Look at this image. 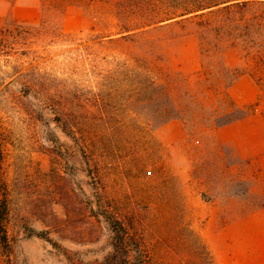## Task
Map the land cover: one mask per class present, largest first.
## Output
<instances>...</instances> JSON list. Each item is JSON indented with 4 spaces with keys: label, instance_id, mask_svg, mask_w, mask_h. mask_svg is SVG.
<instances>
[{
    "label": "rangeland",
    "instance_id": "374dc122",
    "mask_svg": "<svg viewBox=\"0 0 264 264\" xmlns=\"http://www.w3.org/2000/svg\"><path fill=\"white\" fill-rule=\"evenodd\" d=\"M148 3L0 0L56 76L0 78V264L102 262L101 198L156 264H264V18L142 28Z\"/></svg>",
    "mask_w": 264,
    "mask_h": 264
},
{
    "label": "trees",
    "instance_id": "16d2710c",
    "mask_svg": "<svg viewBox=\"0 0 264 264\" xmlns=\"http://www.w3.org/2000/svg\"><path fill=\"white\" fill-rule=\"evenodd\" d=\"M254 6L262 7L263 10L260 14L248 19L245 12ZM147 7V15L151 20L142 25V28L159 24H162L161 27H171L193 20L200 25L206 22L207 26H210L211 20H217L219 30H224L231 24L240 28L241 23L252 18L254 20L264 18V0H162L160 3L158 0H149ZM210 31H213L211 27ZM31 33V30L23 27L0 31V78L3 75L12 78L18 75L25 78L26 85L31 88L32 86L46 88L56 76L52 74V68L48 69L47 61H41L43 57L35 48V44L30 41ZM137 74L134 75L136 83L133 97H143L146 92L150 95L156 94L155 98L152 96L153 99L143 100L149 102L163 96L164 93L155 80H149L147 76ZM239 76L240 74L225 82L230 86ZM113 79L115 78L110 76L108 81ZM100 203L101 210L97 211L96 217L105 219L110 227L113 234V251L98 264H156L153 261L154 251L150 249L149 242L138 237L140 241L135 237L126 218H120L112 205L106 204L102 198ZM0 221L1 223L4 221L2 214H0ZM99 227L98 224L97 228ZM3 231L5 233L2 243L8 251L12 252L13 246L9 243L7 230L3 229ZM11 257L10 253L9 264H12Z\"/></svg>",
    "mask_w": 264,
    "mask_h": 264
}]
</instances>
